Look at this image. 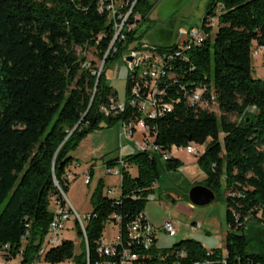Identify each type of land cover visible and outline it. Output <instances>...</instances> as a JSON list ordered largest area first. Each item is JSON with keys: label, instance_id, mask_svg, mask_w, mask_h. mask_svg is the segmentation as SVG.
I'll list each match as a JSON object with an SVG mask.
<instances>
[{"label": "trees", "instance_id": "obj_1", "mask_svg": "<svg viewBox=\"0 0 264 264\" xmlns=\"http://www.w3.org/2000/svg\"><path fill=\"white\" fill-rule=\"evenodd\" d=\"M132 1L114 0L117 13ZM151 8L148 0H134L130 29L108 49L114 19L104 8L99 11L98 0H0V249L7 248L5 261L31 264L45 245L54 206L63 204L61 194L73 180L66 176L76 164L70 154L78 143L94 130L133 124L140 117L127 103L133 72L126 76L123 110L105 116L99 108L108 98L116 100L104 83L106 69L124 49L141 48L130 46L137 39L134 24ZM198 28L202 41L185 49L144 46L160 57L154 96L157 108L168 107L142 118L160 154L125 155L117 196L104 195L99 179L82 229L73 220L79 253L73 254L72 241L60 239L43 253V264L102 262L96 249L105 223L123 236L154 192L155 156L165 155L166 170L174 171L180 162L171 149L187 146L201 148L195 157L204 176L199 185L214 196L221 185L225 189L223 247L205 250L188 239L167 249L153 247L136 264H264V242L255 239L264 235V80L250 74L252 52L264 50V0H208ZM86 50L100 70L85 57ZM148 84L139 82V98ZM195 91L199 102L190 106L187 98ZM116 160L104 162V169ZM91 173L88 168V182Z\"/></svg>", "mask_w": 264, "mask_h": 264}, {"label": "rangeland", "instance_id": "obj_2", "mask_svg": "<svg viewBox=\"0 0 264 264\" xmlns=\"http://www.w3.org/2000/svg\"><path fill=\"white\" fill-rule=\"evenodd\" d=\"M148 2L151 5L154 4L153 11L149 12L145 20L134 24V37L137 39L130 43L131 47H167L176 44L187 31L198 29L208 0H148ZM254 51L256 54L251 55L250 58L251 77L264 80V50L255 49ZM126 54L127 49H124L119 60L108 66L104 76V83L115 92L119 103L124 100L126 92L127 67L121 61ZM84 55L88 60L93 61L96 67L101 66L91 50H86ZM229 119L237 121L234 116H230ZM139 137L140 130L137 127L131 138H123L119 124L116 123L109 128L90 132L71 152L70 155L76 163L73 169L76 175L72 177L71 184L73 185L69 191L67 189L65 198L81 219L90 209V194L99 179L103 182L104 195L107 196V188L112 189V196L119 194L120 177L114 174L118 166L115 164L105 172L104 162L136 152L132 147V142L138 140ZM171 155L180 162L179 168L174 171L166 170L165 162L155 156L159 178L151 194L154 200L147 201L143 208V214L155 229L154 248L167 249L179 241L192 239L199 242L205 250L222 249L224 234L227 230L224 222V187L220 186L213 201L208 205L193 206L188 201L187 193L192 186L202 184L204 176L195 164L196 158L193 155L175 148L171 149ZM88 168L92 171L90 184L84 185V175ZM129 173L133 176L134 168H130ZM165 220L170 221L175 227V235L168 236L159 229ZM194 223L199 225V229L192 231L191 225ZM115 229L111 223H105L102 230V237L105 241L113 237ZM59 238L72 241L73 254L79 253V240L75 236L71 217L65 222ZM255 239L257 242H264V235L259 234ZM12 264H16V261Z\"/></svg>", "mask_w": 264, "mask_h": 264}, {"label": "built area", "instance_id": "obj_3", "mask_svg": "<svg viewBox=\"0 0 264 264\" xmlns=\"http://www.w3.org/2000/svg\"><path fill=\"white\" fill-rule=\"evenodd\" d=\"M134 4V0L127 6L126 11L123 14H119L116 11L117 4L114 0H98L99 11L104 8L109 12L110 17L114 19L113 22V38L110 42L108 49L111 48L112 43L117 39L119 41L124 40L123 31L130 29V25L127 24L128 15ZM120 7V6H119ZM210 26L212 23L209 24ZM203 33L198 29L189 30L185 33L184 38L179 41L177 47L180 49H185L191 43L199 44L202 41ZM114 51V50H113ZM256 54L255 51L252 52V56ZM129 58V60H127ZM160 57L153 55V53L141 46V48L128 49L126 56L122 57L120 60L126 65L127 73H135V80L130 88V99L128 100V105L135 107L140 113V117L135 123H119L121 130V136L125 139L131 138L134 134L136 128L140 130V137L138 140L132 142V147L135 151L139 152H149L160 154L158 147L152 144V139L148 136L147 127L145 126L142 118H154L164 110H168L165 105L162 108H157L155 101V82L161 72ZM101 65V64H100ZM101 67V66H100ZM99 67V70H100ZM98 70V71H99ZM149 82L147 86V92H145L142 98H139V82ZM156 94V93H155ZM199 92H193L188 98L187 102L190 106H193L199 102ZM124 107V102L121 103L108 98L106 104L99 108L100 113L103 115H113L116 111H122ZM182 149V148H180ZM187 154L193 155L194 157L200 152L199 147L187 146L182 149ZM123 158V157H122ZM122 158H117L116 163L118 170L114 171V174L119 175V168H125L126 165ZM161 159L164 161L166 159L165 155H161ZM105 170V169H104ZM107 172V169L105 170ZM66 178L68 180L72 179L71 174H67ZM83 184H88V177L85 173ZM113 191L111 188L107 190V194H111ZM63 204H56L54 206L51 221L47 227V235L45 240V245L40 247L37 252L35 260L31 264H43L41 257L43 253L49 247H55L60 243V234L64 228L65 222H67L70 217L75 220L79 227L82 229L81 217L73 210V208L68 204L65 196L61 194ZM147 201L154 200V197L150 194L147 196ZM159 229L163 231L168 236L175 235V227L168 220L161 223ZM199 229V225L194 223L191 225V230L194 231ZM113 237L109 241H105L104 238L99 240L98 247L96 249V254L98 256L104 257V260L96 264H136L140 257L144 256V253L154 247L155 243V229L151 226L147 218L143 213L138 214L133 220H131L127 226L123 236H120L117 229ZM6 246L0 249V264H11V261H5L4 255L6 254ZM193 264H205V263H193Z\"/></svg>", "mask_w": 264, "mask_h": 264}, {"label": "water", "instance_id": "obj_4", "mask_svg": "<svg viewBox=\"0 0 264 264\" xmlns=\"http://www.w3.org/2000/svg\"><path fill=\"white\" fill-rule=\"evenodd\" d=\"M127 60H129V58H127ZM97 78L98 76L96 77V82H97ZM187 198L190 204H192L193 206L201 207L211 203L214 199V194L212 191H210L208 188L204 186L195 185L189 189L187 193Z\"/></svg>", "mask_w": 264, "mask_h": 264}, {"label": "crops", "instance_id": "obj_5", "mask_svg": "<svg viewBox=\"0 0 264 264\" xmlns=\"http://www.w3.org/2000/svg\"><path fill=\"white\" fill-rule=\"evenodd\" d=\"M153 7H154V4L152 5V8H151L150 12L153 11ZM183 38H184V36L181 37V40H182ZM181 40H179V41H181ZM179 41H178V42H179ZM178 42H177V43H178ZM173 45H174V44H173ZM103 169H104V167H103ZM86 171H87V170H86ZM71 174H73L74 176L76 175L73 171L71 172ZM102 183H103V182H102ZM89 184H90V181L88 182L87 185H89ZM72 185H73V184L70 183V185H69V187H68V191L71 189ZM71 197H72V196H71ZM65 199H66V198H65ZM72 199H73V198H72ZM66 201H67V200H66ZM73 210H74V209H73ZM88 211H89V210H88ZM88 211H87V212H88ZM87 212H86V213H87Z\"/></svg>", "mask_w": 264, "mask_h": 264}]
</instances>
